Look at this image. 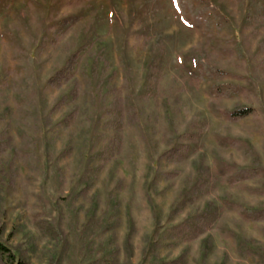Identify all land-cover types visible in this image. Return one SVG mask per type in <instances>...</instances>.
Returning <instances> with one entry per match:
<instances>
[{
    "label": "rangeland",
    "instance_id": "374dc122",
    "mask_svg": "<svg viewBox=\"0 0 264 264\" xmlns=\"http://www.w3.org/2000/svg\"><path fill=\"white\" fill-rule=\"evenodd\" d=\"M149 1L0 0V142L10 147H0V240L28 264H157L183 253L186 264H254L235 236L264 250V222L238 208L264 207L253 192L263 182L226 171L249 164L234 141L264 164V0L252 19L249 0H152L144 11ZM161 48L155 83L147 74ZM78 50L76 78L49 87ZM118 99L139 123L116 133L107 112ZM243 106L250 116L226 118ZM183 144L186 160L166 156ZM202 176L206 189L191 196ZM206 210L208 234L149 255L158 226L162 237Z\"/></svg>",
    "mask_w": 264,
    "mask_h": 264
},
{
    "label": "trees",
    "instance_id": "16d2710c",
    "mask_svg": "<svg viewBox=\"0 0 264 264\" xmlns=\"http://www.w3.org/2000/svg\"><path fill=\"white\" fill-rule=\"evenodd\" d=\"M250 7H248L247 17L253 18L254 15L251 14V9L257 7L255 0H249ZM152 0L146 3L143 6V10L147 11L151 6ZM253 6V7H252ZM156 7L159 8V5L156 4ZM201 11H205V6H199L198 8ZM259 11V9H257ZM198 11V10H197ZM198 17V16H197ZM71 20H67L65 24L67 26ZM164 49L161 48L154 52L153 59L149 65V71L147 74L148 79H152L153 82L157 83L158 77L162 72V66L164 64ZM82 60V51L78 50L74 52L63 68L58 71L54 76L48 80V86L60 87L63 84H68L74 78H76V72L78 71V66ZM262 65V64H261ZM228 92H236L235 90L223 91L222 96H229ZM65 99V98H64ZM26 100H22V104ZM254 109L251 107L243 106L235 108L231 111L225 113L226 118L230 121L236 122L240 121L252 114ZM39 113V111H38ZM36 111H32L31 114L34 116L38 115ZM107 114L110 117L108 121V126L110 129L115 130L116 133H119L123 129L124 123L128 122L133 126H136L139 122L138 112L134 110L130 99H118L116 104L110 106ZM68 118L66 124L68 125ZM237 146H241L242 151L246 158L249 159V164L245 167L232 165L228 166L226 169L227 174L231 175V179L235 183L247 182V181H262L263 186L261 188L255 189L253 192L264 196V164L261 160L260 155L257 153L255 148L246 140L234 141ZM0 147L3 148L2 152L6 151L9 147V140H2L0 142ZM192 150L189 144H183L176 146L169 150L166 153V156L169 159L179 158L180 160H186ZM208 180L203 176L199 179L192 189L191 196H195V193L203 192L206 189ZM240 217L249 223H259L264 222V207H238ZM214 217L209 210H206L203 214L194 216L186 220L181 225L171 228V230L161 237V232L158 229L159 226L155 229L153 233V239L150 240L148 244V253L150 256H154L155 259L159 255V250L164 246L165 240H172V242L190 244L202 236L208 234L213 226ZM135 230L134 224L131 226V232ZM132 236V233L131 235ZM237 244L238 253L247 260H251L254 264H264V250L258 246L254 239L234 237ZM130 237L127 240L129 244ZM208 245L203 247L202 259L205 261L209 256ZM187 263V254H182L179 258L173 261H160L157 264H186ZM0 264H28L27 258L20 257L18 258L11 247H9L5 242L0 240ZM96 264H121L117 259L113 260H103L100 263Z\"/></svg>",
    "mask_w": 264,
    "mask_h": 264
}]
</instances>
